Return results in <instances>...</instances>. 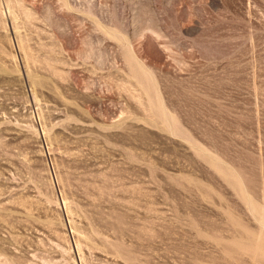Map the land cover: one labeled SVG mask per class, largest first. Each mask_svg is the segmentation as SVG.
<instances>
[{"label":"rangeland","instance_id":"374dc122","mask_svg":"<svg viewBox=\"0 0 264 264\" xmlns=\"http://www.w3.org/2000/svg\"><path fill=\"white\" fill-rule=\"evenodd\" d=\"M0 264H264V0H0Z\"/></svg>","mask_w":264,"mask_h":264}]
</instances>
